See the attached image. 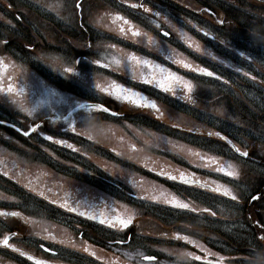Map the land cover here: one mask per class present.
<instances>
[{"label": "rangeland", "instance_id": "374dc122", "mask_svg": "<svg viewBox=\"0 0 264 264\" xmlns=\"http://www.w3.org/2000/svg\"><path fill=\"white\" fill-rule=\"evenodd\" d=\"M27 2L34 4L41 12H53L55 20L61 21L57 14L62 12V0H47L49 4L43 3L42 0ZM163 3L165 15L158 16L152 13L160 12L152 3L147 6L146 2L142 5L137 0H123V3L118 4L111 0L83 1L81 13L83 22H86L89 28L82 34L81 30L84 28L80 26L81 17L75 7L76 1H71L74 7L71 10V34L76 35L77 38L86 42L88 40L102 41L107 50H111L113 45L119 46L120 49L126 50V56H128L127 50L137 51L135 47L138 44L145 51L157 53L158 45L155 43L158 42L166 50L163 51L162 57H167L168 60L176 63L175 57L178 56L190 62L195 69L199 65L196 64L192 55H196L197 50L189 47L188 44H186L188 53H182L184 51L179 48L182 46L179 42H187L190 40L189 34H192V40L196 43L200 41L207 43L199 44L198 52H201L199 58H203L202 54L207 55L205 60L207 68L214 71L219 78L208 79L207 84L211 86L208 91L202 87V92L209 94L207 106H203L196 98L193 101L191 111L195 116L192 119L196 121L192 126L193 129L174 127L177 117L183 121V124L188 122L187 115H175V112H179L178 106L184 107L182 104L165 94L147 91L146 88L151 87L140 86L136 87L151 96L157 105L156 108L150 107L154 116L166 120L167 124H161V128L149 129L111 128L112 125L107 123L100 125L106 147H103L102 156L88 155L87 165L91 167L93 162H97L103 170L119 179H122L123 174L126 173L140 177L137 173L138 169H144L145 161L148 160L145 158L150 157L156 163V166L151 168H160L156 171L157 174L163 172L167 175H163L162 186L150 181V184L156 186L152 187L149 194L141 196L146 198L145 200L140 198L139 201L130 202L132 205L129 208L130 212L126 209V213L132 216L131 239L128 241L126 238H119L118 240L123 243L119 244L117 241V244H114L116 233L119 232L95 224L92 228L95 227L100 232L96 233L93 229L87 230L88 235L95 236L93 239L77 235L66 238L64 233L68 225L57 223L54 229L59 234V241L64 247L53 244L49 246L60 251L66 249L67 254L61 258L69 264H119L123 260L141 261L138 257L152 254L156 255L157 259L149 264H211L195 261L197 259L192 252L181 248L185 244L181 242L180 235L194 238L196 237L194 234L199 233L209 239L212 245L225 251H231L234 245L239 247L240 242L246 239L242 235L245 226L244 212L239 204L255 193L256 184L253 191L251 181L254 182L255 176H258L256 174L260 173L264 176V12L256 11L254 0H165ZM205 7H210L216 12L197 13ZM226 8L243 11L237 12L239 22L235 24L241 26L239 33L236 32L238 29L232 26L235 24H224V20L222 21L225 15H228V19L234 18L230 12H223ZM133 14H137L135 16L137 22L129 27L128 19ZM195 16H198L201 24L210 32L215 33V41L209 42L208 38L195 33L193 27L197 21ZM161 29L170 33L169 38L161 33ZM134 32L138 35L134 36ZM148 37H151L154 43H149ZM0 46L3 50L2 42ZM204 46H212L214 54H211L210 50ZM60 47L62 46L53 48L55 51L59 49L62 52L63 49ZM53 48L38 49L37 55H44L46 58L43 59L44 64L34 62L33 68L27 67L21 61H15L16 51L11 52L5 48L7 53H12L13 57L6 58L7 65L3 68V73H0L1 114L17 121L31 120L35 117L29 114L38 112L35 108L39 109L40 105L34 104L43 96L39 91L42 87L39 82L44 79L42 73L37 77L36 69L38 68L45 75L53 76L56 81H62L60 77L64 74L62 61L51 57L55 56ZM98 48L97 46L96 49ZM71 53L74 54V52ZM150 59L156 62L153 57ZM226 61L227 68H225ZM79 67L84 69L82 63ZM139 71L142 69L139 68ZM86 80L87 86L92 89L109 88L111 84L110 79L97 74H89ZM8 82L11 84H7ZM77 82L81 85L80 88L86 86L85 81ZM45 83L52 87L49 81L46 80ZM33 85H35L33 90H30ZM195 89L197 96L200 95L201 90L197 83ZM30 92L31 96H34L33 99L30 97ZM51 92H53L52 88ZM168 93L176 98L184 96L182 93L179 95ZM223 94L225 97H221ZM228 98L231 102H228ZM244 103L247 105L245 118L236 108L238 105L243 107ZM13 115L15 117L12 118ZM64 120L68 118L62 117L61 121ZM216 133H219V136ZM109 137H115V139ZM127 142L129 145H126ZM20 147L23 152L20 151ZM27 147L31 148L26 142H21L13 152L0 136V169L3 168L1 158L7 157L9 159H6V167L9 169H13L14 161L18 158V161L23 159L20 163L22 171L28 170V163L31 162L32 156L31 150L24 151ZM83 148L88 153L92 152L90 145H84ZM237 148L240 149L239 152L236 151ZM161 152H167V154ZM196 153L199 155H195ZM243 153L247 155L244 156ZM200 157L205 159L202 160ZM229 160L237 163L236 175L233 176L235 179L225 177L223 172L217 171L218 168L224 169L226 165H229ZM162 162L165 166L160 167ZM65 164H70L67 159ZM77 170L72 171V174L78 175V178L84 181L85 168L81 171ZM9 173L12 174L7 176L0 174V208H5L1 212L6 211L5 215H0V239L15 229L18 233L10 240V244L35 253L34 249L38 243L32 238V234L36 229V223L24 225L21 221H17L18 217L10 215L12 212H7V210L18 209L36 217L37 214L34 211L36 204L32 201L31 188L29 184L23 185L18 181V178L13 175V173L17 174L15 170L5 174ZM181 173L206 186L200 187V184L181 182ZM24 174L28 177L30 172ZM170 176H175L176 179H170ZM216 188H220L221 191H214ZM225 188L231 191L236 197L235 200L223 195ZM258 188L259 186L256 187ZM160 193L164 196L160 197ZM153 195H156L158 199L152 200ZM168 197H175L187 203L189 211H178L177 206L165 203ZM204 209L209 211L205 212ZM37 217L39 221L37 225L44 223V227H50L39 216ZM10 250L14 249L0 246V264H33V259L29 260L28 257H22L18 252ZM189 253L191 255H188ZM39 255L50 260H57V264L61 262L60 256L55 257L57 254L47 256L44 252Z\"/></svg>", "mask_w": 264, "mask_h": 264}, {"label": "flooded vegetation", "instance_id": "af4514ba", "mask_svg": "<svg viewBox=\"0 0 264 264\" xmlns=\"http://www.w3.org/2000/svg\"><path fill=\"white\" fill-rule=\"evenodd\" d=\"M27 1L30 0H0V42H2L3 47V50L0 49V73H3V68L7 65L6 58L13 57L12 53L6 52L5 48L11 52L16 51L17 54L15 53L14 55L16 57L15 61H21L24 65H30L33 68L34 62L44 64L43 59L46 58L44 55H37L38 49L62 46L60 47V49H63L62 52L59 49L55 51L53 48L55 56L51 57L62 61L64 74L60 77L62 81H56L53 76L45 75L38 68L36 69L37 74H35L37 77L41 76V73L44 76V79H41L39 82L42 86L39 88V91H41L43 96L38 98L37 103L34 104L35 106L40 105L39 109L35 108L38 111L37 114H29L31 117L35 116L33 119H20L19 121L15 119V121L13 118L15 115L11 119L5 114L0 113V127L6 126L10 128L9 133L13 135L6 136V131L2 127L4 142L12 150L17 149L21 142H26L31 148L27 147L25 150H31L32 156L31 162L28 163V170L23 171L20 164L23 162L21 159L18 161V158H16L13 169H9L6 167V159L8 160L9 158H1L3 168L0 169V174L7 176L12 173H5L15 170L17 174L13 173V175L18 178V181L23 185H30L32 201L35 202L33 204H36L34 205V211L50 227L37 225L39 221L36 218L38 217L32 214L18 216L17 221H21L24 225L28 222L30 225L32 222L36 223V229L34 230V234H32V238L36 239L38 243L34 249L35 253L10 244V240L17 236L18 231L15 229L11 231L14 235L7 244L0 246L6 247L11 245V248L14 250L10 251L18 252L22 257H33V264H35V261H42L44 264H57V260H50L47 257L39 255L46 252L47 256L57 254L55 257L60 256L61 258L67 254L66 249L60 251L49 246V244H53L64 247L61 241H59V234L54 229L57 223L68 225L65 227L66 233H64L66 238L77 235L78 237L93 239L95 236L88 235L87 230L93 229L96 230V233L100 231L86 226L93 224L103 226L112 231L119 232L120 234L116 233L114 244H117V241L121 244L123 241L118 240L119 238H126L127 241L131 239L130 230L132 228L128 227L129 224L126 227L112 228L108 223H101V221L112 220L116 217L120 219L132 218L130 214L126 213V209L129 211V208L132 206L130 202L138 198L139 193L142 195L150 193L152 187L156 186L150 184V181L154 184L158 183L160 186L163 184L164 176L157 174L156 171L160 168H151L156 166V163L150 157L145 158L148 159L145 161V168L138 169L139 172L137 173L140 177L126 173L123 174L122 179H119L108 173V171L103 170L97 162H93V166L91 167L87 165L88 155L93 157L102 156L103 147H106L100 131L102 129L100 125L107 123L112 125L111 128L149 129L151 127L161 128V124H167L166 120L158 119L154 116L149 106H145L147 101L154 102V100L145 91L139 90L136 87L140 86L144 88L151 87L150 89L146 88L147 91L165 94L175 99L177 103L182 104L184 107L178 106L179 112H175V115H187L188 122L187 124H183V121L177 117L178 120H175L174 127L185 130L193 129L192 126L196 123L192 119L195 116L191 111L193 101L196 98L203 106H207L209 104V94L208 92L204 94L202 87L208 91V88H211L207 84L208 79L215 80L219 76L207 68L208 65L205 62L207 55L202 54L203 58H199V55H201L199 53L201 52L198 51H196V55H192L196 60V64L199 67L207 68L215 74L214 76L196 72L194 68L188 69L183 67L177 61H183L187 64H190V62H186L178 56L175 57L176 64L170 66L167 62L168 58L162 57L163 51L166 50L158 42L155 43L158 45V48H156L158 50L157 53L155 51H145L139 44L135 47L137 51L127 50L128 55H134L140 60H148L151 67L137 63L136 61H128L125 54L126 50L120 49L119 46L113 45L111 50H107L104 48V42L102 41L92 42L88 40L86 42L71 34V10L72 8L74 9L71 1L74 0H62V12H58L57 14L61 18V21L55 20L53 12H41L34 4ZM46 1L42 0L43 3L49 4ZM75 1L77 12L81 15V3L92 0ZM111 1H115L117 4L123 3V0ZM137 1H140L142 5L146 2L147 6L152 3L160 11L152 13H159L158 16L165 15V5L163 3L165 0ZM79 2L80 7H77L76 5ZM256 8V11L264 12V1H256ZM227 11L243 12L230 8L223 9V12ZM199 12L216 11L205 7L198 10L197 13ZM142 13L146 14L145 12ZM148 13L150 14L151 12ZM136 15L133 14L128 19L129 27L134 26L137 22L135 19ZM195 17L199 21L198 16ZM193 27L195 31H199L200 26H198L197 21H195ZM260 27L262 31L263 26L261 25ZM189 36L190 40L187 42H179L183 46H179L184 51L182 53H188L186 44L189 45V41L193 44L196 43L195 40H192L193 35L189 34ZM20 43L28 47L25 54L19 50ZM196 44L204 45L207 43L200 41ZM73 46L77 51L72 55L71 48ZM97 46L99 47L98 49H96ZM204 48L209 49L211 54H214L212 46H204ZM150 57H153L156 62L152 61ZM22 60H25V62ZM94 61H99V63H94ZM80 63H82L84 69L79 67ZM156 65H160L162 68L168 70L165 75L174 73L176 76L183 77L184 81L190 82L192 84L191 91L184 89L182 85L180 87H173L169 91L158 87L157 79H153V77L159 78L160 76V70L155 67ZM70 67L74 71L69 73L67 69ZM227 67L228 62L226 61L225 68ZM139 68L142 71H139ZM89 74H97L110 79V87L105 89L89 88L86 80ZM134 74L137 76L136 79ZM56 76L59 77L60 75ZM150 79L153 81L152 83L145 82ZM46 80L52 84V87L45 83ZM78 80L85 81L86 86L80 88L81 85L77 82ZM196 83L201 90L198 96L195 89ZM7 84H11V82ZM34 86L30 90H33ZM118 86L124 89H131V93H139L138 98L141 99V103L135 104L131 100H125L122 96L113 94L114 89L119 91ZM51 88L53 92H51ZM168 92L176 93L175 95L182 93L184 96L176 98L168 95ZM29 94L33 99L34 96H31V92ZM221 97H225V95L223 94ZM220 102H222V99H220ZM228 102H231L230 98H228ZM97 105L100 107H96ZM236 108L240 111V115L244 118L247 117L245 110L247 108L246 103H244L243 107L238 105ZM23 116H26V114H23ZM62 117L68 118V120L61 121ZM199 119L204 120L202 118ZM156 120H159V122H156ZM25 132L28 134L24 135ZM49 136L52 139H48L47 137ZM109 138L115 139V137ZM58 141H63V143H59ZM84 145H90L92 152L88 153L85 151ZM66 159L70 164H65ZM162 166H165L164 162L160 163V167ZM83 168L86 170L84 181L80 180L78 175L72 174V171L75 172L76 169H78L77 171H81ZM26 172H30L28 177L24 174ZM256 175L258 176H255L254 182L253 180L251 181V186L253 187V191L254 184H256V187L259 186V188L256 189L255 187V193L239 204L241 205L242 212H244L243 219L245 220V226L242 235L246 239L240 242L239 247L234 245L231 251H225L212 245V242L206 237L207 240H202L184 236V234L180 235V239L186 244V247L181 248L192 252L195 257L200 258L195 261L211 264H264V176L260 173ZM185 177L196 180L192 177ZM113 207L115 208L112 209ZM71 209H75V211ZM178 211H189V209L178 207ZM82 212L84 215H81ZM93 216L96 219H93ZM114 222L117 221L114 220ZM3 239H0V241H3ZM21 253H24V255H21ZM153 261L145 262L141 260L133 262L131 260H123L119 264H149ZM60 264L69 263L61 258Z\"/></svg>", "mask_w": 264, "mask_h": 264}, {"label": "snow or ice", "instance_id": "6c2138e0", "mask_svg": "<svg viewBox=\"0 0 264 264\" xmlns=\"http://www.w3.org/2000/svg\"><path fill=\"white\" fill-rule=\"evenodd\" d=\"M77 7H80L79 3H77L76 5ZM133 7H135V5H132ZM142 7V5H141ZM156 15H159V13H157ZM119 19H122L121 17H117ZM121 32H123V28L120 29ZM133 35H138V33L134 32ZM164 35H168L167 32L164 33ZM148 41L149 43H154V41L152 40L151 37H148ZM189 46L190 47H193L195 48L197 51H199V45L198 44H193L191 41H189ZM171 58V57H169ZM127 59L128 61H136L137 63H142V64H145V65H149V67H151V64L148 60H140L139 58H137L136 56L134 55H131L129 54L127 56ZM178 63H181L183 67L185 68H192V65L191 64H187V63H184L183 61H177ZM94 63H99V61H94ZM117 63H119V61H117ZM156 68H158L160 70V76L159 78H156V77H153V79H157V86L164 89L165 91H169L171 90V88L173 87H180L181 85L183 86L184 89L188 90V91H191V88H192V84L190 82H186L184 81L183 77H179V76H176L174 73H170L168 75H165V73H167V69H164L162 68L160 65H156L155 66ZM67 71L70 73V72H73L74 69L73 68H68ZM194 71L196 72H199V73H204V74H207L208 76H214L215 74L213 72H210L207 68H204V67H198V68H195ZM146 83H152L153 81L150 79V80H147L145 81ZM119 87V86H118ZM129 93H131V89H124L122 87H119V91H116L115 89L113 90V94L117 95V96H122L123 99L125 100H131L133 103L135 104H140L141 103V99L138 98L139 97V93H131V95H129ZM175 94V93H173ZM189 99H191V97H189ZM145 106H149V107H152V108H156L157 105L155 104V102L153 101H147ZM96 107H100L99 105H97ZM28 133L25 132L24 135H27ZM211 135V133H210ZM217 136H219V133H216ZM48 139H52V137H47ZM59 143H63V141H58ZM229 143H231L229 141ZM69 147H71V145H69ZM237 152L240 151V149H236ZM195 155H199V153H196ZM243 155H247V153H243ZM202 160L205 159V157H200ZM209 159H212V158H209ZM215 161L213 160V163ZM205 167H207V165H204ZM229 167H231V165H229ZM217 171H220V172H223L224 169L223 168H218ZM161 175H167L166 173H160ZM228 176H235L236 173L235 171H232V172H228L226 173ZM170 179H173L175 180L176 177L175 176H170L169 177ZM180 181L183 182V183H186V184H200V182L198 180H192V179H188L185 177V175L183 173L180 174ZM206 185H203V184H200V187H205ZM214 191L216 192H220L221 189L220 188H216L214 189ZM160 197H163L164 194L163 193H160L159 194ZM223 195L225 196H228V197H231L233 200L236 199L235 196L232 195L231 191H229L228 189H224L223 190ZM152 200H156L158 199V197L156 195H153L151 197ZM165 203L167 204H170V205H173V206H177L179 208H183V209H188L189 208V205L187 203H183L179 200H177L175 197H172L170 199L166 198L165 199ZM72 211H75V209H71ZM192 211H199L198 209H191ZM203 211L207 212L209 211V209H204ZM6 213H3V212H0V215H5ZM10 215L12 216H17L19 215V213L17 212H12L10 213ZM81 215H84V213L82 212ZM213 215H215V213H213ZM93 219H96L95 216L92 217ZM117 221V222H114ZM108 223L112 228H117V227H126L128 224L131 223V217L127 218V219H120L119 217H116L112 220H107V221H101V223ZM7 241H8V237H4V240L3 241H0V243H5L7 244ZM9 247H11V245H8ZM87 251V249H85ZM17 251H19L17 249ZM21 255H24V253H21ZM188 255H191V253H189ZM139 259H141L142 261H145V262H148V261H153L155 260V257L153 256H142V257H138ZM28 259L29 260H32L34 259L33 257L31 256H28ZM195 259H200L199 257H196ZM35 264H44V262L42 261H35Z\"/></svg>", "mask_w": 264, "mask_h": 264}, {"label": "trees", "instance_id": "16d2710c", "mask_svg": "<svg viewBox=\"0 0 264 264\" xmlns=\"http://www.w3.org/2000/svg\"><path fill=\"white\" fill-rule=\"evenodd\" d=\"M207 8H210V7H207ZM211 9V8H210ZM231 9H235V8H231ZM235 10H238V9H235ZM231 14H232V16L234 17V18H231V17H229V18H231V19H228V15L226 16L225 15V17L222 19V21L224 20V24H227V23H229V24H235V23H238L239 21L237 20V12H230ZM236 18V19H235ZM197 22H198V26H201L202 24H201V22H200V20L198 21L197 20ZM80 26H81V28H84V29H82L81 30V28H80V30H81V33L83 34V31H88V25L86 24V22H83V17H82V19H81V22H80ZM232 26H234V27H236L238 30H236V32L237 33H239L238 31H239V29L241 28V26H238V25H232ZM202 27H205V26H203L202 25ZM244 35H247L246 33H244ZM86 36H88V35H86ZM27 49H28V47H26V46H24V44L23 43H20V46H19V50L23 53V54H25V52L27 51ZM75 51H77V50H75L74 49V46L71 48V52H75ZM23 62H25V60H22ZM5 129V131H6V136H9V135H11V136H13L12 134H10L9 133V131L11 130L10 128H8V127H6V126H1L0 127V136H2L3 134H2V131H3V128ZM230 165H231V167L230 168H233L234 167V165H233V163L231 162L230 163ZM236 166V165H235ZM225 172L226 173H228V172H231L228 168H225ZM86 227H92V226H90V225H87Z\"/></svg>", "mask_w": 264, "mask_h": 264}, {"label": "water", "instance_id": "95a60500", "mask_svg": "<svg viewBox=\"0 0 264 264\" xmlns=\"http://www.w3.org/2000/svg\"><path fill=\"white\" fill-rule=\"evenodd\" d=\"M262 1H264V0H262ZM203 32H204V31H203ZM163 33H165V31H164ZM205 34H207L208 36L212 37V35H210V34H208V33H206V32H205ZM9 237H10V236H8V239H9ZM0 244H2V243H0Z\"/></svg>", "mask_w": 264, "mask_h": 264}]
</instances>
